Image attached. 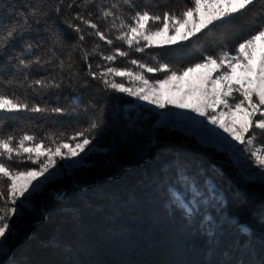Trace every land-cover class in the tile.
Listing matches in <instances>:
<instances>
[{
  "label": "trees",
  "instance_id": "1",
  "mask_svg": "<svg viewBox=\"0 0 264 264\" xmlns=\"http://www.w3.org/2000/svg\"><path fill=\"white\" fill-rule=\"evenodd\" d=\"M79 0H0V33L12 30L7 47L0 46V86L6 91L27 96L41 106L61 107L65 114L21 112L3 125L6 131L35 133H71L87 128L93 119L102 118L94 133L92 151L78 165L64 166V172L34 195L30 208L13 216L9 250L3 264H264V182L243 180L226 153L202 147L186 133L160 122L157 111L139 105L125 93L104 90L89 73L97 71L98 56L82 59L81 46L91 50L95 43L110 54L114 48L128 51L117 56L113 66L139 71L131 64L136 59L152 67L194 66L205 56H217L224 48L234 49L264 23V8L256 6L226 26L205 36L204 29L187 42L167 47L129 49L115 40L110 47L95 36L79 41L78 34L64 23L66 15L83 11L75 7ZM72 3L71 9L66 5ZM61 5V14L54 8ZM113 4L118 14H131L133 8H147L163 14L180 12L191 0H95L88 5L92 19L103 31L108 26L99 18L97 5L105 9ZM133 8H130L129 5ZM111 19V18H110ZM79 23V21H74ZM83 27V26H82ZM209 27H212L211 25ZM87 32L94 31L86 29ZM143 43V42H142ZM31 46L32 54L26 49ZM35 55L51 59L43 67H24L19 60L31 61ZM64 62L61 68L59 62ZM168 73L145 76L150 82ZM43 79L59 83V88H29ZM119 82L126 78L115 77ZM11 81V83H9ZM257 139L253 147L264 145V134L253 129ZM251 134V133H250ZM155 138V143L151 141ZM161 144V145H159ZM157 145H159L157 147ZM157 147L148 160L151 149ZM81 153V156H84ZM63 163L62 160H59ZM14 167L37 168L30 161ZM224 168V170L221 169ZM129 168L128 170H125ZM200 191L214 187L219 203L201 207L200 215L189 220L175 205L172 191L191 199L189 186ZM62 194L61 199L55 195ZM3 202L0 201V207ZM207 213L223 222L236 216L250 228L247 238L224 224L215 243L201 228Z\"/></svg>",
  "mask_w": 264,
  "mask_h": 264
},
{
  "label": "snow or ice",
  "instance_id": "2",
  "mask_svg": "<svg viewBox=\"0 0 264 264\" xmlns=\"http://www.w3.org/2000/svg\"><path fill=\"white\" fill-rule=\"evenodd\" d=\"M94 2L95 0H79L75 7L83 11L72 16L66 15L64 23L78 34L79 41H84L86 36H95L111 47L114 43L111 36H115V40L122 41L129 49L136 52H143L145 48L153 46L171 45L178 39L187 41L189 37L196 36L203 29H207L204 35L208 36L217 28L239 19L253 7L264 8V0H191V6H185L178 13L164 11L163 14H160L147 8L135 9L130 4L129 7L133 8L131 14L124 11L118 14L113 11L119 7L116 4L107 9L97 5L99 18L108 25L102 31L91 18L93 13L89 10L88 5ZM72 7V3L66 5L68 9ZM54 11L60 15L61 5L58 4ZM74 21H79V23ZM210 25L212 27H209ZM89 28L94 31L87 32L86 29ZM182 29H184L183 32ZM169 32L172 33L171 36L168 35ZM14 35L15 32L12 30L0 33V46L7 47V41L11 40ZM159 37L167 38L160 40ZM26 52L32 54L31 46L26 49ZM81 55L86 63H88V58L93 55L106 62L105 64L97 63L95 72L92 71L91 63H88V74L93 80L101 83L104 90L111 89L114 92L125 93L160 109H164L166 103H173L178 108L189 107L186 101L188 98H193L194 103L190 106L191 111L204 117L209 124L222 129L238 144L244 145L243 148L236 149L235 145L227 140V137H222L220 133L210 130L229 148L239 151L241 154L248 153L246 158L252 159L253 166L264 178V145L253 147L257 134L252 131L258 129L261 134H264V23L239 42L234 49L226 47L217 56H205L194 66L184 69L170 68L168 64L159 62L157 67H152L136 59H132L130 62L136 65L139 71L121 69L113 64L117 56L127 57L129 52L117 47L110 54H105L99 43H95L91 50L81 46ZM51 62V59H43L42 55H35L31 61L19 60L20 65L24 67L32 65L43 67L44 64ZM59 65L63 68L64 62L60 61ZM198 70H208L199 78L202 81L201 85L190 84L188 91L183 93L179 101L168 100L165 102L161 98V90L164 85H171L173 81H183L185 77ZM157 71L168 74L163 79L150 82L145 76V72L154 73ZM115 77L126 78L128 86L123 80L118 82ZM134 81H139V86L134 85ZM34 85H39L40 88H59L61 86L59 83L43 79L29 83L28 87L36 91ZM171 91L180 92L181 88L175 86ZM234 93L236 95H233ZM218 108L219 111H217ZM65 111L61 107L49 108L32 103L27 96L21 97L16 93L9 94L6 91V85L0 86V201L3 202V206L0 207V252L12 238L13 228L10 225L12 217H18L22 209L30 208L34 195L55 179L64 168V165L57 168V161H73L74 164L68 165L72 167L85 159L88 154L86 149L89 152L92 151L89 146L95 139L94 133L101 127L102 118L93 119L87 128L75 131L70 135L48 133L43 137H38L35 133L30 132H22L17 135L15 130L6 131L3 125L8 120L22 118L17 117V114L21 112L65 114ZM237 117L240 119L237 120ZM248 133L251 134L246 138ZM151 142L155 143V138ZM81 153L85 155L81 156ZM26 161H30L38 167L23 169L14 167V163ZM53 169L56 171H52ZM170 191H172L175 205L189 220H194L200 215L202 206H211L213 201L219 203L214 187L207 189L206 195L193 183L189 186L191 199H188L183 192ZM56 198L61 199L62 194L58 193ZM18 201L19 207L17 206ZM225 223L234 227L241 237L247 238L250 234L249 226L236 216L228 217L223 222L207 213L201 218V228L212 243L216 242Z\"/></svg>",
  "mask_w": 264,
  "mask_h": 264
},
{
  "label": "rangeland",
  "instance_id": "3",
  "mask_svg": "<svg viewBox=\"0 0 264 264\" xmlns=\"http://www.w3.org/2000/svg\"><path fill=\"white\" fill-rule=\"evenodd\" d=\"M181 31L183 32L184 29H182ZM168 35L171 36L172 33L169 32ZM192 37L193 36L189 37V39ZM166 38L167 37H159L158 39L164 40ZM187 41L178 39L175 43L171 45L164 44L160 47H167V46L182 44ZM153 47H157V46H153ZM207 71L208 70H198L196 73L190 74L189 76L185 77L183 81H180V82L173 81L171 85H164L161 90V98L165 102H167L168 100L179 101V99L183 96V93L188 91L190 84L196 85V86H199L202 84V81L199 78L202 75L206 74ZM213 75H216V73H213ZM133 83L134 85L139 86L140 82L134 81ZM175 86H179L181 88V91L180 92L171 91V89ZM233 95H236V94L234 93ZM134 98L137 104L146 105L148 107H151L155 111H157L160 116V122L162 124L170 126V128H172L175 131L186 133L189 137H192L198 143V145H201L202 147H207V146L213 147L214 149H216L217 151L221 153H226V155L230 157L232 164L237 168V172L243 180H247V181L260 180L264 182V178H262L259 175V170L253 166L252 159L246 158L248 157V153L241 154V152L234 151L233 149L229 148L222 139H220L219 137H216L213 134V132L210 130H214L215 133H220L222 137H227V140L232 145H235L236 149H241L244 147V145L238 144L235 140H232L231 137H228L227 133H224L222 129L209 124L204 117L191 111L190 106L193 105L194 103L193 98H188V100L186 101L189 107L178 108L173 103H166V107L164 109H160L156 107L155 105L147 104L146 101H140L136 97ZM219 110L220 109L218 108L217 111ZM257 118H259V116H257ZM239 119L240 118L237 117V120ZM201 121L203 123H196V122H201ZM247 135H250V133L246 134V138H247ZM68 164H74V162L73 161H63V163H61L58 160L57 168H60L61 165L67 166ZM52 171H56V169H53ZM63 172H64V168L60 171V173L56 176V178L61 177ZM44 187L37 194L41 193ZM17 206L19 207V201L17 202ZM8 250H9V244H7L4 250L0 252V260L2 256L4 255V253H6ZM1 262L3 264L5 261H1Z\"/></svg>",
  "mask_w": 264,
  "mask_h": 264
},
{
  "label": "water",
  "instance_id": "4",
  "mask_svg": "<svg viewBox=\"0 0 264 264\" xmlns=\"http://www.w3.org/2000/svg\"><path fill=\"white\" fill-rule=\"evenodd\" d=\"M159 145H161V144H159ZM159 145H157V147H158ZM157 147H155V149H156ZM153 150H154V149H153ZM153 150H152V152L150 153V155H149V157H148V160L151 158L152 154L154 153ZM128 169H129V168H126L125 170H128ZM221 169L224 170L223 167H221Z\"/></svg>",
  "mask_w": 264,
  "mask_h": 264
},
{
  "label": "bare ground",
  "instance_id": "5",
  "mask_svg": "<svg viewBox=\"0 0 264 264\" xmlns=\"http://www.w3.org/2000/svg\"><path fill=\"white\" fill-rule=\"evenodd\" d=\"M153 149H154V150H153ZM152 150L155 152V151H156L155 147L151 149V152H152ZM151 152H150V153H151ZM152 155H153V154H152Z\"/></svg>",
  "mask_w": 264,
  "mask_h": 264
}]
</instances>
